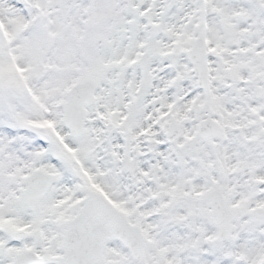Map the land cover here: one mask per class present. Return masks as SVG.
Here are the masks:
<instances>
[{"label":"snow or ice","instance_id":"6c2138e0","mask_svg":"<svg viewBox=\"0 0 264 264\" xmlns=\"http://www.w3.org/2000/svg\"><path fill=\"white\" fill-rule=\"evenodd\" d=\"M0 264H264V0H0Z\"/></svg>","mask_w":264,"mask_h":264}]
</instances>
